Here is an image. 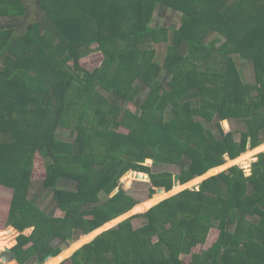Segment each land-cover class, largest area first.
<instances>
[{
    "label": "trees",
    "instance_id": "16d2710c",
    "mask_svg": "<svg viewBox=\"0 0 264 264\" xmlns=\"http://www.w3.org/2000/svg\"><path fill=\"white\" fill-rule=\"evenodd\" d=\"M34 2L43 20L0 31V183L15 188L6 224L18 232L12 251L19 264L45 257L42 264H58L99 230L163 198L102 231L65 264H264V151L248 176L234 165L198 190L185 188L229 164L248 171L252 154L264 150L245 151L248 137L254 147L264 129V0ZM157 2L183 13L169 40L164 28L149 25ZM25 14L24 0H0V16ZM165 40V55L155 60L154 45ZM94 51L102 58L90 69L82 59ZM235 54L252 60L254 84L240 79ZM136 83L148 88L141 103ZM229 117L248 120L239 139L220 126ZM213 120L214 133L204 125ZM60 128L73 139L61 142ZM225 154L240 155L212 168ZM164 164L180 173L151 170ZM41 168L53 191L50 214L26 198ZM127 171L165 190L138 203L119 182ZM136 216L145 223L134 228ZM214 221L215 240L194 252ZM66 242L73 243L59 253Z\"/></svg>",
    "mask_w": 264,
    "mask_h": 264
},
{
    "label": "crops",
    "instance_id": "0c3cea01",
    "mask_svg": "<svg viewBox=\"0 0 264 264\" xmlns=\"http://www.w3.org/2000/svg\"><path fill=\"white\" fill-rule=\"evenodd\" d=\"M35 0H24V5H37L34 4ZM183 20V13L169 5L165 2H157L154 5V9L152 11L149 25L153 28H164L166 30L165 37L169 40L172 37V33L175 29L179 27ZM22 17L19 16H0V31L6 30V29H18L19 26H21ZM215 35L209 36L210 38H213ZM161 41L159 43H156L154 45V48L161 52L163 56L165 55V50L167 48V45L170 44V42ZM186 44L183 42L179 48L180 54H185L186 52ZM160 47V48H158ZM233 61L237 68L238 74L242 82L248 83V84H254L255 82V73H254V66L253 62L249 58H244L240 55H233ZM168 74H161V77H163V80L167 78ZM162 79V78H161ZM135 102H142V100L145 98V96L148 93V88L143 85L142 83H136L135 84ZM116 103H125L121 99L114 98ZM220 126L223 130V132H229L231 131L235 135H238L235 139H239L240 133L248 131V120L242 119V118H236V117H229L226 119H222L219 121ZM205 127L212 131L213 133L217 131L216 127V120H213L209 123H204ZM61 134V132H60ZM64 140L68 139V141H71L73 139V133L72 132H66L63 135ZM247 143L250 144V137L247 139ZM264 143V129L261 131L259 135V143L258 145H261ZM249 145H247L248 148ZM250 149V148H249ZM248 149V150H249ZM264 151V150H263ZM68 181V180H66ZM65 181V183H66ZM12 183H16V180H10ZM37 183V184H36ZM63 183V181H62ZM63 183V184H65ZM7 183H0V240L5 239L4 233L7 231L6 228V216L9 213V206L12 204V200L15 196V191L11 185ZM65 186V185H64ZM60 187V185H59ZM27 192H26V198L35 205L38 209H41L45 213L50 214L54 209V202H53V191L51 186H46L40 178V180H37L36 178H30V181L27 182ZM61 188V187H60ZM12 229L17 232L13 227ZM83 234V233H81ZM80 234V235H81ZM0 245H6L5 243ZM7 246V245H6ZM13 250V249H11ZM15 252V251H13ZM16 254V253H15ZM17 256V254H16ZM51 257V256H50ZM17 258V257H16ZM14 262V261H13ZM31 264H34L31 263ZM37 264V263H36Z\"/></svg>",
    "mask_w": 264,
    "mask_h": 264
},
{
    "label": "rangeland",
    "instance_id": "374dc122",
    "mask_svg": "<svg viewBox=\"0 0 264 264\" xmlns=\"http://www.w3.org/2000/svg\"><path fill=\"white\" fill-rule=\"evenodd\" d=\"M45 18V14L43 13V11L42 12H40V8H39V6H37V5H29V6H26V14L24 15V17H22V21H21V24H22V26H24L27 22H29V23H32V22H40L41 20H43ZM150 23V22H149ZM121 45H124V43L121 41ZM92 47H95V45H92ZM158 48H160V47H158ZM156 50V49H155ZM59 56H62V53L61 54H59V53H57ZM162 55L163 54H161V52H159V51H157L156 50V53H155V56L153 57L155 60H161L162 59ZM101 58H102V55H101V53L99 52V51H94L93 53H91V54H89V55H87V56H85V57H83V61H82V63H83V65L84 66H87L88 68H94L95 66H97L98 65V63L100 62V60H101ZM68 64H70V62H68ZM105 92V91H104ZM103 96V95H102ZM105 97L106 98H108V96L107 95H105ZM146 97V96H145ZM102 98V97H101ZM109 99V98H108ZM135 99V98H134ZM145 99V98H144ZM99 101H101V99H98ZM107 101V100H106ZM143 101V100H142ZM53 103L54 104H57V103H55V100L53 101ZM141 103V102H140ZM118 105H120V106H122V103H117ZM126 109H128V110H130V111H135L136 109L134 108L135 106H133L132 104H127L126 106ZM61 129V135H60V139H61V142H69L68 141V139H65L64 140V137H63V135H64V133H66V132H70V130L69 129H67V128H60ZM119 129H121V130H123V128H120L119 127ZM236 137H238V135H235ZM235 137V138H236ZM264 144V143H263ZM247 145H249L248 146V148L246 147V149H245V151H248V149L250 148V149H255L256 147H258L259 145L257 144L256 146H254V147H250V144H248L247 143ZM61 146H63L62 144H61ZM249 149V150H250ZM244 151V152H245ZM261 152H263V150H261V151H258V152H255V153H253L252 154V156H251V158H250V163H249V165H248V171L246 170V168H244V167H242L239 163H233V164H229V165H226L225 167H223V168H225V169H227L228 167H230V166H234V165H237V166H239L240 168H242V170H243V173H244V175H246V176H248L249 174H250V172H251V164L254 162V161H256L257 159H258V154L259 153H261ZM241 153H243V152H241ZM240 153V154H241ZM239 154V155H240ZM239 155H237L236 157H238ZM236 157H234V158H236ZM234 158H230L227 154H225V157H224V159H225V162L224 163H222V164H220V165H218V166H215V167H219V166H221V165H223V164H225L226 162H227V160L228 159H234ZM147 161H145V165H149L150 164V161H148L147 163H146ZM212 168H214V167H212ZM211 169V168H210ZM210 169H207L204 173H202L201 175H198V176H202V175H204L208 170H210ZM224 169V170H225ZM151 170L152 171H169V172H171L172 174H174L175 176H177L179 173H180V170H181V167L179 166V165H176V164H164V165H159V166H157V167H155V166H153L152 168H151ZM130 173H131V171H129ZM128 171L122 176V177H120V179H119V182L122 184V185H124L125 186V189H126V193L128 194V195H130V196H132V197H134L136 200H138V203H140V202H144V201H147L148 199H150L156 192H157V187H155V186H153L152 184H151V182H150V179L148 178V179H144V178H140V177H137V176H134V174H130ZM133 172H140V173H146L145 171H143V170H141V171H138V170H133ZM147 174V173H146ZM216 173H213V174H211V175H215ZM210 175V176H211ZM43 176V172H42V168L40 169V172H38L37 171V176H36V179L37 180H40V178ZM198 176H195V177H193L192 179H195V178H197ZM204 177V176H203ZM206 177V176H205ZM201 178L199 181H198V183L197 184H195V185H191V186H189V187H191L190 189L191 190H198V188L200 187V184H201V182L204 180V179H206V178H208V177H206V178ZM192 179H190V180H192ZM190 180H188V181H190ZM187 182V181H186ZM37 184V183H36ZM175 184H177V181H175L174 182V184H173V186L171 187V189L174 187V185ZM150 189L151 190H153L152 192H150ZM165 189V188H164ZM116 190L117 189H114L112 192H111V194L110 195H112V194H114L115 192H116ZM170 190V189H169ZM169 190H167V191H169ZM174 195V194H173ZM138 203H136V204H138ZM135 204V205H136ZM134 205V206H135ZM134 206H132L130 209H132ZM31 207V206H30ZM33 207L35 208V209H37L38 211H40L38 208H36L34 205H33ZM9 208H10V206H9ZM129 209V210H130ZM8 212H9V210H8ZM42 212V211H41ZM143 211L142 210H140V211H136V212H132V213H128L127 215L128 216H126L125 218L123 217H121V221L122 220H124V219H126V218H128V217H130V216H133L134 214H140V213H142ZM44 213V212H43ZM63 214V212L62 211H60V210H57L56 211V215L57 216H61ZM6 219H7V216H6ZM112 220V219H111ZM7 221V220H6ZM109 221V220H108ZM108 221H106V222H108ZM105 222V223H106ZM131 222H132V225H133V227L134 228H137V227H139V226H141L142 224H144L145 223V218H143L142 216H136V217H134V218H132V220H131ZM119 223V222H118ZM118 223H113V224H111L109 227H105V228H103L102 230H99L98 232H96V234L94 235V237H92L91 239H89V240H87V241H85L84 243H82L80 246H78L73 252H71L70 254H68L66 257H64L61 261H59L58 262V264H65L66 263V261L72 256V254L75 252V251H77L80 247H82L83 245H85V244H87V243H89V242H91L92 240H94V238H96V236L97 235H99V234H101L102 233V231H104V230H106V229H109V228H111V227H113V226H115V225H117ZM217 223L218 222H216V221H214V222H212V223H210V226H211V228H210V231H209V233H208V236H207V240H206V242H205V244L203 245V246H198V247H196V248H194L193 249V251L194 252H198V251H200V250H202L203 248H207V247H209L210 245H211V243L215 240V238H216V236H217V231H218V229H217ZM103 225V224H102ZM102 225H99V226H97L96 228H94V229H91L89 232H91V231H94L95 229H97V228H99V227H102ZM4 229H7V231L4 233V236L6 237L5 239H3V240H0V243L1 244H3V243H9V244H6L10 249H12V246L13 245H15L16 244V242H17V240H16V237L18 236V232H15L13 229H12V226L11 225H9V226H7L6 228H4ZM89 232H87V233H89ZM87 233H84V234H87ZM81 237V235H79L73 242H75L76 240H78V238H80ZM73 242H66V244H64V245H62V248H61V251L59 252V253H62V251L63 250H67V247L68 246H70ZM26 246V245H25ZM64 251V252H65ZM58 253V254H59ZM184 257V256H183ZM190 260V255H188V256H186V262H188ZM13 262V261H12ZM44 261H41V263L40 264H42ZM9 263H11V262H9ZM13 264H19V262H18V260H17V258H16V260L13 262ZM34 264H36V262H34ZM38 264V263H37Z\"/></svg>",
    "mask_w": 264,
    "mask_h": 264
},
{
    "label": "water",
    "instance_id": "95a60500",
    "mask_svg": "<svg viewBox=\"0 0 264 264\" xmlns=\"http://www.w3.org/2000/svg\"><path fill=\"white\" fill-rule=\"evenodd\" d=\"M214 168H216V167H214ZM225 168H220V169H216L215 171H213V172H211V173H209V174H204L206 177H208V176H210L211 174H213V173H219V172H221V171H223ZM133 172V171H132ZM146 174V173H145ZM204 176V177H205ZM203 177V178H204ZM205 177V178H206ZM177 184H179V182L177 181ZM157 188H163V187H157ZM185 188H191V187H185ZM185 188H182V189H180V190H178L177 192H179V191H181V190H183V189H185ZM164 189V188H163ZM199 189V188H198ZM165 190V189H164ZM177 192H175V193H177ZM175 193H172V194H170L169 196H171V195H173V194H175ZM169 196H167V197H169ZM166 197V198H167ZM163 199H165V198H163ZM162 199V200H163ZM162 200H160V201H162ZM160 201H158V202H160ZM158 202H156V203H154V204H152V205H150L149 207H147V208H145V209H143L142 211L143 212H145L148 208H150V207H152V206H154L155 204H157ZM130 213H132V212H130ZM126 216H128L127 214L126 215H124V216H122V218L124 217H126ZM121 221V218L116 222V223H118V222H120ZM46 258L47 257H45L44 258V260L43 261H45L46 260ZM16 260V254H15V252H13L8 246H6V245H0V264H6V263H8V262H12V261H15Z\"/></svg>",
    "mask_w": 264,
    "mask_h": 264
}]
</instances>
